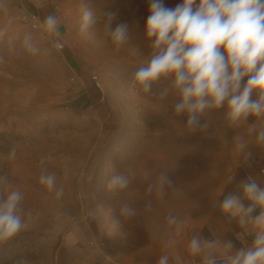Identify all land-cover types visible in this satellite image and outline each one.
<instances>
[{"label": "rangeland", "instance_id": "obj_1", "mask_svg": "<svg viewBox=\"0 0 264 264\" xmlns=\"http://www.w3.org/2000/svg\"><path fill=\"white\" fill-rule=\"evenodd\" d=\"M85 2L96 17L87 38L78 33L81 0H0V29L6 28L0 39V124L6 128L0 133V176L8 178L0 195L19 189L25 213L36 217L0 245V264L20 258L29 264H158L169 230L165 217H189L186 232L209 216L233 170L264 147L249 138L245 152L236 156L234 138L256 118L229 127L225 107L201 118L209 122L207 130L187 131V114L174 112L178 97L156 98L170 80L154 85L150 94L129 91L132 73L151 52L145 38L151 0ZM182 2L163 0L168 8ZM25 13L34 14L35 25L22 19ZM109 13H115L112 29L120 23L129 28L130 40L119 51L104 29ZM50 14L60 22L58 37L42 24ZM26 35L40 48L36 55L23 47ZM57 40L63 47H53ZM89 87L97 95L90 96ZM13 146L17 154L9 159ZM129 170L136 178L128 188L108 192L111 176ZM145 171L152 173L147 179ZM161 171L172 181L163 200L147 192ZM42 172L56 174L57 187L64 188L61 199L39 183ZM123 203L136 214L122 217ZM88 208L100 214L87 218ZM65 213L78 219L79 229L68 224L55 230ZM106 219L120 221L116 233L105 232Z\"/></svg>", "mask_w": 264, "mask_h": 264}, {"label": "clouds", "instance_id": "obj_2", "mask_svg": "<svg viewBox=\"0 0 264 264\" xmlns=\"http://www.w3.org/2000/svg\"><path fill=\"white\" fill-rule=\"evenodd\" d=\"M149 13L145 38L151 52L146 61L132 73L129 91L133 95L138 92L150 94L154 85L170 80V84L156 98L164 101L170 93L178 97L174 112L176 115L187 114V131L207 130L209 122L204 120L202 123L201 118L225 107L224 119L229 127L240 128L246 124L249 116L256 118L254 123L248 125L245 134L234 138L236 156L245 152L250 143L249 138H254L257 145L264 146V0H183L175 8L165 7L163 0H151ZM114 18L115 13L108 14L104 29L119 51L129 42L130 33L125 23L112 29ZM95 21L94 11L85 0H81L79 35L90 37V29ZM59 23L58 18L51 14L42 22L46 32L57 37ZM5 34L6 28L0 29V39ZM23 47L33 55L40 52L31 35L24 37ZM53 47L61 48L63 44L57 40ZM245 78L246 82L242 83ZM254 93L256 98H253ZM5 131V126L0 124V133ZM16 154L13 146L8 158L15 159ZM40 163L44 165L45 160L41 159ZM151 175L149 171L144 172L145 179ZM92 178L90 174L87 180L90 182ZM133 178H136L135 170H129L127 174H113L107 183L108 192L115 195L125 191ZM39 183L47 191L54 192L57 200L63 197L64 188L57 187L54 172H42ZM7 184V176H0V188ZM171 184L167 172L161 171L148 185L147 192L163 200L165 187ZM241 187L243 196L228 194L220 204V209L237 219L245 232L255 234L253 244L232 255L231 241H209L194 235L188 240L186 248L191 256H201L203 264H264V187L252 177ZM86 195L83 189L79 193L81 199L86 198ZM23 199L19 189L8 191L6 197L0 195V245L13 240L35 220L31 211L25 213L22 208ZM244 199L250 201L247 206ZM148 207L151 208V204ZM257 209L259 214L253 215ZM99 214L98 210H87V218ZM135 214V209L128 203L121 205L122 217ZM165 219L169 230L164 233L165 251L158 264H170V257L175 264H183L176 249L182 242L180 238L190 219L172 213ZM68 224L79 229L78 219L66 213L60 214L55 230L62 232ZM104 226L105 232L112 235L119 230L120 221L106 219ZM238 238L241 237L238 235ZM14 264L29 262L20 258Z\"/></svg>", "mask_w": 264, "mask_h": 264}, {"label": "crops", "instance_id": "obj_3", "mask_svg": "<svg viewBox=\"0 0 264 264\" xmlns=\"http://www.w3.org/2000/svg\"><path fill=\"white\" fill-rule=\"evenodd\" d=\"M87 91L92 97L97 95L91 87H89ZM261 169H264V147L259 148L254 154L242 160L228 177L222 198L217 203L215 209L212 210L206 218L197 220L195 223L191 224L189 230L185 232L182 244L176 252V254L181 256L183 264H203L201 256H191L186 248L188 240L194 235H198L202 239L209 241L217 239L222 242L231 241L233 249L230 254L232 255L247 245L249 237H251V239L255 238L254 233L245 232L239 225L237 219H233L223 213L220 209V204L228 194H236L242 197L243 191L241 185L246 182L249 177L256 179L261 187H264V172H262ZM230 177L231 179H229ZM243 202L246 206L250 203L247 199H244ZM258 214L259 209L253 213V215ZM238 235L241 238H238ZM247 235H249L248 238ZM170 264H175L173 258H170Z\"/></svg>", "mask_w": 264, "mask_h": 264}, {"label": "built area", "instance_id": "obj_4", "mask_svg": "<svg viewBox=\"0 0 264 264\" xmlns=\"http://www.w3.org/2000/svg\"><path fill=\"white\" fill-rule=\"evenodd\" d=\"M22 19L25 22H29V23H32V24L35 25V16H34V14H28V13L26 14L25 13V14L22 15ZM97 85H99L98 82H97ZM261 171L264 172V169H261ZM248 237H249V235H247V238ZM254 239H251V237H249V240L247 241V245L244 247V249L251 247L252 244H253Z\"/></svg>", "mask_w": 264, "mask_h": 264}]
</instances>
